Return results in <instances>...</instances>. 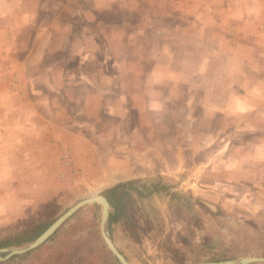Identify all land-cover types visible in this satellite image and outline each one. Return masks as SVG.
Here are the masks:
<instances>
[{
  "label": "rangeland",
  "instance_id": "1",
  "mask_svg": "<svg viewBox=\"0 0 264 264\" xmlns=\"http://www.w3.org/2000/svg\"><path fill=\"white\" fill-rule=\"evenodd\" d=\"M95 2L0 0V248L103 193L134 264L264 256L259 34L220 17L198 34H137L139 11ZM100 224L87 205L0 264H120Z\"/></svg>",
  "mask_w": 264,
  "mask_h": 264
},
{
  "label": "crops",
  "instance_id": "2",
  "mask_svg": "<svg viewBox=\"0 0 264 264\" xmlns=\"http://www.w3.org/2000/svg\"><path fill=\"white\" fill-rule=\"evenodd\" d=\"M95 3L102 5L103 8H113V6H128L129 9L139 11V18L148 20L145 24L129 23L135 25L134 32L139 34H157L164 35L170 31L173 33H190L198 34L199 29L203 28L200 19H205L208 24H217L219 17L228 33L241 34L246 32L245 27L254 28L253 31L260 34L258 26L264 20V11L253 6L248 0H94ZM203 6V12H199ZM223 7V8H222ZM123 8V7H121ZM172 11V13H171ZM174 11L175 12L174 14ZM135 12L134 14H136ZM179 17L181 19H188L190 22V29L180 30L181 25H164V21L171 17ZM200 21V22H199ZM203 21V20H202ZM228 28V29H226ZM255 35V34H254ZM243 40V39H242ZM264 48V39H260L258 45ZM232 62H236L241 66L243 61L241 59L232 58ZM224 63V61L222 62ZM242 72L241 70L239 73ZM259 73V72H258ZM258 76H260L258 74ZM263 78L262 76H260ZM256 83V81H254ZM51 97V96H49Z\"/></svg>",
  "mask_w": 264,
  "mask_h": 264
},
{
  "label": "water",
  "instance_id": "3",
  "mask_svg": "<svg viewBox=\"0 0 264 264\" xmlns=\"http://www.w3.org/2000/svg\"><path fill=\"white\" fill-rule=\"evenodd\" d=\"M90 204L101 206V234L105 244L119 261L120 264H134L116 245L111 232V216L115 214L116 208L109 198L103 193H92L67 209L53 223H51L42 233L30 242L21 245H10L0 248V260H8L13 256L32 251L48 239H50L58 229L76 212ZM196 264H264V256H242L234 259L220 261H204Z\"/></svg>",
  "mask_w": 264,
  "mask_h": 264
},
{
  "label": "built area",
  "instance_id": "4",
  "mask_svg": "<svg viewBox=\"0 0 264 264\" xmlns=\"http://www.w3.org/2000/svg\"><path fill=\"white\" fill-rule=\"evenodd\" d=\"M228 1V0H223ZM253 6L264 11V0H248ZM258 30L260 34L258 35V39H264V20H262L258 26Z\"/></svg>",
  "mask_w": 264,
  "mask_h": 264
},
{
  "label": "trees",
  "instance_id": "5",
  "mask_svg": "<svg viewBox=\"0 0 264 264\" xmlns=\"http://www.w3.org/2000/svg\"><path fill=\"white\" fill-rule=\"evenodd\" d=\"M117 217H118V209L116 210V213L111 216V232H112V235H113L112 224L117 220Z\"/></svg>",
  "mask_w": 264,
  "mask_h": 264
},
{
  "label": "flooded vegetation",
  "instance_id": "6",
  "mask_svg": "<svg viewBox=\"0 0 264 264\" xmlns=\"http://www.w3.org/2000/svg\"><path fill=\"white\" fill-rule=\"evenodd\" d=\"M115 257V256H114ZM118 261V260H117ZM119 262V261H118Z\"/></svg>",
  "mask_w": 264,
  "mask_h": 264
}]
</instances>
